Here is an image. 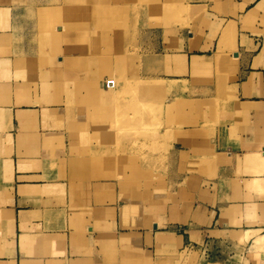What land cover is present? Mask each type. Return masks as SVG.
Wrapping results in <instances>:
<instances>
[{
  "label": "crops",
  "instance_id": "crops-1",
  "mask_svg": "<svg viewBox=\"0 0 264 264\" xmlns=\"http://www.w3.org/2000/svg\"><path fill=\"white\" fill-rule=\"evenodd\" d=\"M0 264H264V0H0Z\"/></svg>",
  "mask_w": 264,
  "mask_h": 264
},
{
  "label": "rangeland",
  "instance_id": "rangeland-1",
  "mask_svg": "<svg viewBox=\"0 0 264 264\" xmlns=\"http://www.w3.org/2000/svg\"><path fill=\"white\" fill-rule=\"evenodd\" d=\"M142 3H145V0H142ZM127 53L130 54L129 50H127ZM130 56H132V55L130 54ZM130 62L131 61L129 60V63ZM127 74H130V73H127ZM130 82L131 81H130V76H129L127 82L125 81L123 83V84H126L125 95L127 97L125 96V100L122 101V98H121L122 95L120 96L119 93H118V87H119L118 85L119 84H116L115 82L111 81V86H112L111 89H113L115 91L114 92L115 93V97H114L115 101H114L113 110L114 111L116 110L115 112H119L122 115V124H121V126H122L123 131H130L129 130V126L127 124L129 115H143V113L148 112V111L150 113H152V115H161V111H162V108H163V101L159 100V98L156 97V96L155 97L151 96V90L153 88H154L153 91L156 90V87L158 86V82H154V83L153 82H148L147 83L148 87H147L146 90H144V87H143L145 82H139V81L135 80V82H134L135 86H131ZM138 85H139V87H138ZM152 85H153V87H152ZM136 95H137V97H139L138 99H136L137 98ZM131 97H133V98L135 97V99H132ZM137 100H139V101H137ZM120 101H122V103ZM124 101H126V102H124ZM119 107H121V108L119 109ZM137 108L139 109V112H140V110H142L139 114L136 113L137 112L136 111ZM141 127L146 128L145 126H141ZM150 139H151V137L147 136L146 134H144V135H135L134 136V141L132 143L133 146H136L139 143H142V144H141V146L139 147V149L136 152H132V151L131 152H127L128 156L129 155H134V157H138V159L140 160L141 159V154H143V152L148 153V151H145V148H146L145 144L148 143V142L150 143V145H151V142L152 143L154 142L153 144H155L154 147L156 149L157 142H155V141H157V140L151 141L152 139L151 140ZM155 154L159 155V157H157V159H155V161L158 162L159 159L161 158V156L163 155V152L155 150L154 151V155ZM143 157H145V156H143ZM138 159H136V160H138Z\"/></svg>",
  "mask_w": 264,
  "mask_h": 264
},
{
  "label": "bare ground",
  "instance_id": "bare-ground-1",
  "mask_svg": "<svg viewBox=\"0 0 264 264\" xmlns=\"http://www.w3.org/2000/svg\"><path fill=\"white\" fill-rule=\"evenodd\" d=\"M128 79V78H127ZM119 87H118V93H119V95L121 96V98H122V101L123 100H125V88H126V84H123L122 82L121 83H119V85H118ZM139 87V86H138ZM137 87V88H138ZM137 90V89H136ZM132 95V94H131ZM138 95V94H137ZM137 95H136V97H137ZM127 97V96H126ZM132 99H135V97L133 98V97H131ZM139 97H137L136 99H138ZM120 99V98H119ZM131 99V100H132ZM122 101H120L121 103H122ZM137 101H139V100H137ZM124 102H126V101H124ZM132 103V102H131ZM138 104V103H137ZM141 109V108H140ZM137 112V114H139L142 110H140V112H139V109L137 108V110H136ZM135 113V112H134ZM121 116V115H120ZM116 117H118V116H116ZM120 118V117H119ZM117 119V118H116ZM117 121V120H116ZM115 124V123H114ZM120 127V126H119ZM122 127V126H121ZM124 127V126H123ZM131 129H133V128H131ZM137 130V129H136ZM149 140V139H148Z\"/></svg>",
  "mask_w": 264,
  "mask_h": 264
}]
</instances>
